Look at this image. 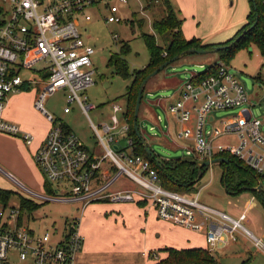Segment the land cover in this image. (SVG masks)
Masks as SVG:
<instances>
[{
    "label": "built area",
    "instance_id": "obj_1",
    "mask_svg": "<svg viewBox=\"0 0 264 264\" xmlns=\"http://www.w3.org/2000/svg\"><path fill=\"white\" fill-rule=\"evenodd\" d=\"M131 1L0 0V133L18 137L27 146L33 143L32 134L4 118L10 96L31 90L36 91L35 109L51 124L43 145L34 155L51 193L46 188V193L21 189L22 195L38 206L79 203L83 209L102 201H149L162 221L203 233L209 251L235 242L236 233H243L264 251V243L242 224L246 214L233 218L202 204L199 193L181 194L163 186L151 161L135 151L126 108L114 105L111 124L100 125L104 136L92 124L104 152L102 157L90 151L67 124L47 111L49 98L60 90L67 93L64 114H70L73 105L87 115L97 109L86 95L82 96L95 84L93 57L97 49L83 38L80 20L90 24L92 18L85 13L86 9L105 4L106 22L121 23L120 6ZM136 1L150 5L161 0ZM196 76L183 83L178 99L168 107L179 127L177 137L186 143L181 148L187 159L196 162L200 169L209 162L208 168L212 169L213 160L231 156L264 177L263 122L253 117L250 109L228 117L213 114L249 104L243 85L223 64L208 77L194 80ZM244 110L249 111V120L241 116ZM222 137H234L236 142L219 143ZM157 159L162 164L170 162ZM124 176L142 190H114ZM6 209V205H0V264H75L84 243L79 218L65 222L62 230L53 226L39 236L26 225L24 210L12 209V215L7 217Z\"/></svg>",
    "mask_w": 264,
    "mask_h": 264
},
{
    "label": "rangeland",
    "instance_id": "obj_2",
    "mask_svg": "<svg viewBox=\"0 0 264 264\" xmlns=\"http://www.w3.org/2000/svg\"><path fill=\"white\" fill-rule=\"evenodd\" d=\"M174 7L179 20L182 21V30L184 36L188 39L198 38L204 42L209 38L216 28L231 26L238 21H246V16L250 12L249 0H169ZM119 5V3H117ZM145 4H140L136 0H132L128 5L120 6L118 16L122 18L121 23H107L106 18L108 11L105 4H100L96 7L86 9V14L90 15L92 21L86 24L84 19L80 20V31L84 39L91 45L96 47L97 54L93 57L96 68L95 84L88 88L82 96H87L90 103L97 109L85 114L82 109L73 105V110L70 114H64L66 107V91L60 90L54 93L46 104L48 112L55 114L60 122L67 124L74 133L80 138L82 143L98 157H102L104 152L100 145L99 137L94 130L93 125L97 126L100 135L104 136L101 124H111V117L115 115L113 111L114 105L120 107L125 105L126 88L130 85V79H125L116 74L115 69L110 66L109 60L112 55L120 53L123 47V53L126 55V61L130 71L145 68L150 60L148 48L143 39V35H154L159 44L163 45V38L158 36L153 30L154 20H161L164 17L162 12V3L150 4L145 8ZM132 22V23H131ZM245 23V22H244ZM241 25V27L244 25ZM239 27V29L241 28ZM237 29H230L224 35V42L233 38ZM235 31V32H234ZM118 35L119 40H114L113 37ZM230 36V37H229ZM166 56V54H164ZM222 63L219 54H195L181 58L168 68L158 74L157 77L167 75L170 80L169 86H176L190 80L192 76L198 75L210 69L215 64ZM225 65V64H223ZM227 66V65H226ZM229 72L243 85L250 103L240 108L229 111H217L213 114L216 117H228L238 114L242 109H250L253 117L258 118L263 122L262 132L264 133V55L256 43H249L244 48L239 50L235 57L228 63ZM261 78L262 80H259ZM147 92L144 95L143 105L146 102ZM150 96L152 102L165 100L164 108L157 109V114L161 116V127L167 130L170 124L171 129L176 127L174 119L168 113V107L174 103L175 88H163L153 92ZM35 93L30 91L25 94L27 100L33 99ZM11 97V96H10ZM167 99H169L167 101ZM166 107V108H165ZM118 117L121 115L118 114ZM46 126L45 124H42ZM151 124L142 127L146 131L147 136H143L145 142L151 147L157 157L166 161H174L177 159L186 160V151L181 148L186 146V143L175 139L179 148L164 144L160 129L151 131ZM120 135V133L118 134ZM157 135L159 139H153L150 136ZM152 138V139H151ZM219 143H235L234 137H222ZM227 159V158H226ZM230 160V159H229ZM231 161V160H230ZM227 167V166H226ZM227 168H224L220 163H213L212 169L208 168L203 178L195 190L188 193L192 196L199 193V201L211 208L227 213L228 215L238 219L241 214H246L247 219L242 223L245 228L250 230L255 237L264 243V207L253 193L249 191L237 192L231 194L226 185L221 181L223 173ZM201 170V169H200ZM230 173L238 176L240 173L231 168ZM1 175V174H0ZM2 176V175H1ZM3 177V176H2ZM262 186L264 191V177L262 178ZM7 180V179H6ZM10 188L12 193L11 198L7 202L6 215H12V209L20 210L24 195H19L18 188L15 185L6 186L0 181V188ZM121 187V188H120ZM258 187V186H257ZM256 187V188H257ZM114 190L119 189H141L136 183L129 180L126 176L114 187ZM40 192V189H36ZM43 193L44 190H42ZM41 191V192H42ZM184 194V192L182 193ZM61 196V194H57ZM107 204L91 205L83 215L82 204H54L42 203L40 208L29 213L25 211L23 214L26 225L43 236L48 230H52L53 226L57 229H63L65 222L73 218H79L81 226L84 225L85 219L90 213L98 215L101 211L107 208ZM78 210V211H77ZM23 213V211H22ZM16 214L13 215L15 219ZM35 218L30 221V218ZM159 221V223L156 222ZM165 221L155 218L148 228V237L153 241L159 240L165 247H173L172 244L178 242L176 240H185L190 234L189 229L180 230L183 228L176 224L169 226ZM158 225V229L154 227ZM238 241L233 243L228 248H215L211 252L213 258L218 264H242L244 260H251L252 264H264V251L260 246H256L254 241L245 236L243 233H236ZM162 245V246H163ZM163 248V247H161ZM176 248V247H173ZM186 249V248H185ZM220 249V250H219ZM157 253H160L157 251ZM162 254V253H161Z\"/></svg>",
    "mask_w": 264,
    "mask_h": 264
},
{
    "label": "crops",
    "instance_id": "obj_3",
    "mask_svg": "<svg viewBox=\"0 0 264 264\" xmlns=\"http://www.w3.org/2000/svg\"><path fill=\"white\" fill-rule=\"evenodd\" d=\"M148 6L149 4L145 5V9L148 8ZM246 21H238L231 26L216 28L211 36L206 38V40L202 43H223V35L228 30L233 28L236 31L244 22V24H246ZM186 39L191 40L188 38ZM157 76L152 78L147 83L145 88L144 95L147 92L148 87L149 93L145 104L143 105L144 97L141 103L139 128L142 135L147 136L146 131H143L142 127L147 124H151L150 130L151 128H154L155 130H157V128L160 129L162 133V139L160 140L164 144H169L170 146L172 145L179 148L178 144L175 142V139H178L177 134L179 131L176 121L174 120L176 124L174 129H171L169 124L167 126V130H164L161 127V116H159L156 111L159 108H164L165 100L158 99L157 101L152 102L150 96L154 94L153 92L159 91L163 88H175L176 93L173 98L174 101H176L179 97L180 88L183 83L170 87V80L167 78V75H163L162 77ZM131 84L132 80L130 79V85ZM31 91H33L35 95L33 96V99L30 100H27L25 97V94H28L30 91L11 95L4 112V118L19 125L24 132L32 134L34 138L33 143L30 146H27L18 137L0 133V174L3 176L2 177L0 175V181L9 187L11 184L15 185L18 188L17 190L19 191L20 196L22 195L21 189H28L36 193H41L42 190H45L44 178L34 161V155L43 145L51 128V124L35 109L34 102L36 98V91ZM168 100L169 99H167V101ZM126 106L127 101L125 99V105L122 107L126 108ZM42 124H45L46 126H43ZM150 137L153 139H159L157 135ZM3 188L4 189L0 188V190L14 193L12 190H9L10 188ZM36 189H40L41 191L38 192ZM179 193L182 194L183 192ZM187 193L191 192H184V194ZM99 203L107 204L109 206H107V208L101 211L98 215L91 212L87 219H85L83 226H81L82 224L79 220L80 232L84 238V243L81 251L76 256L75 264H156L161 259L166 258L167 253L164 252V249L168 248L176 250L205 249L209 251L204 234L190 230L187 231H190V235L185 240L179 239L176 240L178 244H172V246L176 248L165 247V245H163L162 242H159V240L153 241L150 239L147 233L149 225L155 220V218H158V216L154 205L149 201H102L90 203L82 209L83 211L81 215H83V213H85L91 205ZM0 205L7 206V202H0ZM24 211H28L31 214L36 212H31L29 209H24ZM156 222L159 223L157 220ZM165 224L172 227L175 226L168 222ZM154 227L158 229L157 224H154ZM180 230L185 231L186 229L180 228ZM237 241L238 238L235 242H230L229 244L218 248H228ZM157 251L160 253H157ZM209 252L212 254L215 251Z\"/></svg>",
    "mask_w": 264,
    "mask_h": 264
},
{
    "label": "trees",
    "instance_id": "obj_4",
    "mask_svg": "<svg viewBox=\"0 0 264 264\" xmlns=\"http://www.w3.org/2000/svg\"><path fill=\"white\" fill-rule=\"evenodd\" d=\"M249 1L251 6L246 24H244L237 31L233 38L220 44H203L199 39L194 38L187 40L185 38L182 30L183 23L179 20L171 2L169 0H161L164 17H162L161 20H154L153 30L158 36L163 38V45L158 43L156 36L147 34L143 35V39L150 55L148 65L145 68L135 70L132 73L126 61V55L130 53V50L125 54L123 53V47H121L120 53L112 55L109 60L110 66L115 69L117 75L125 79L132 80V84L127 87V93L124 96L127 101L125 118L130 125L129 135L133 137L135 141V151L140 155H144L151 161V165L155 170H157L163 186L170 191L178 193L194 191L195 186L198 185L200 180L203 178L207 169L203 167L200 170L196 162L182 159L165 162L164 164L157 163L156 155H154V158L147 155L144 145L141 140L137 138L134 130V113L140 85L148 75L154 72L165 62L184 52H187L192 48L199 50H211L218 46H230L228 49L218 53L220 59L222 60V63L220 64H225L227 66L229 61L235 57L237 52L251 42L256 43L264 55V0H254V2L252 0ZM255 23H257L255 28L249 31ZM164 54H166V56H164ZM220 64L211 66L210 69L198 74L194 80L205 78L216 73ZM259 80L262 79L259 78ZM227 159H230L231 161L229 165L222 164L224 168H227L222 175V183L226 185L231 194H237V192L242 191H249L253 193L256 199H258L264 207V202L261 200L260 195L254 190L257 186H259L260 182L262 183L263 177L245 167L234 157L228 156ZM232 167L240 173L238 176L230 173ZM114 170L115 169H113V171ZM200 175L202 176L199 180ZM45 188L51 193L52 188L49 185L45 186ZM11 195L12 192L0 190V202H8ZM24 209H29L31 212H34L39 209V206L24 198L22 199L21 210ZM164 252L167 253L166 258L161 259L156 264H217L212 254L205 249L176 250L168 248L164 249ZM242 264L252 263L251 260L248 259L244 260Z\"/></svg>",
    "mask_w": 264,
    "mask_h": 264
},
{
    "label": "water",
    "instance_id": "obj_5",
    "mask_svg": "<svg viewBox=\"0 0 264 264\" xmlns=\"http://www.w3.org/2000/svg\"><path fill=\"white\" fill-rule=\"evenodd\" d=\"M254 2V0H252ZM257 25V23H255L250 29H254L255 26ZM248 32V31H247ZM246 32V33H247ZM230 46H218V47H214L213 49L211 50H199V49H195V48H192L190 50H188L187 52H184L174 58H172L171 60L165 62L163 65H161L159 68H157L154 72H152L150 75H148L141 83L140 85V88L138 90V96H137V100H136V107H135V113H134V130H135V133H136V136L139 140H141L142 144L144 145V148H145V151L147 153V155L149 157H152L154 158L155 154H153V151L150 149V147L146 144L145 142V139L140 131V128H139V113H140V107H141V103H142V99H143V95H144V92H145V88L147 86V83L152 79L154 78L156 75H158L160 72H162L163 70H165L166 68H168L170 65L174 64L175 62H177L178 60H180L181 58H184L185 56L187 55H192V54H208V53H215V54H218L219 52L221 51H224L226 49H228ZM241 116L243 118H245L246 120H249L250 118V113L248 110H244L242 113H241ZM157 160V163H160L158 162V159ZM212 163H220V164H225V165H229L230 164V160L229 159H226V158H218V159H215L212 161ZM203 166L208 168L210 166V163L209 162H206V163H203ZM201 176H199V180L201 179ZM255 191L258 192V194L260 195L261 197V200L264 202V191H263V186H262V183L260 182L259 186L257 188L254 189Z\"/></svg>",
    "mask_w": 264,
    "mask_h": 264
}]
</instances>
